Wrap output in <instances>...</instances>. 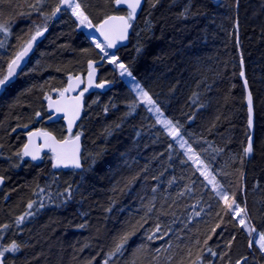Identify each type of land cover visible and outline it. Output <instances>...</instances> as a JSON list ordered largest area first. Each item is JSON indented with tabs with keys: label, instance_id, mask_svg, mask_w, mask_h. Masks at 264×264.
I'll return each instance as SVG.
<instances>
[{
	"label": "trees",
	"instance_id": "16d2710c",
	"mask_svg": "<svg viewBox=\"0 0 264 264\" xmlns=\"http://www.w3.org/2000/svg\"><path fill=\"white\" fill-rule=\"evenodd\" d=\"M81 2L95 26L126 14L115 0ZM58 6V0L0 4V22L9 29L0 32V79L36 31L49 28L0 96L2 249L20 246L5 254V264H191L197 255L202 264H264L255 244L256 234L264 235V0H146L129 45L116 55L180 136H169L105 64L98 81L110 85L86 97L76 127L81 172H54L50 154L39 164L22 156L31 129L67 137L62 122L49 123L46 97L101 59L73 17L54 20ZM243 69L256 113L250 159ZM188 146L203 164L189 159ZM219 193L247 209L256 229L252 247L253 231ZM126 233L121 253L109 259Z\"/></svg>",
	"mask_w": 264,
	"mask_h": 264
},
{
	"label": "snow or ice",
	"instance_id": "6c2138e0",
	"mask_svg": "<svg viewBox=\"0 0 264 264\" xmlns=\"http://www.w3.org/2000/svg\"><path fill=\"white\" fill-rule=\"evenodd\" d=\"M5 2H9V0H0V4H3ZM116 4L119 5L121 3H127V7L131 9V11L128 13L127 17L125 16H109L107 17L103 23H101L99 26L96 27V30L101 33V35L104 37V40L107 42V47L112 48L115 46V43L117 40H124L127 38V32L128 29L131 27L130 21L134 17L137 8L141 4V0H115ZM158 2V0H156ZM62 5H67L68 7L72 8L73 15L77 17V19L80 21L81 24L86 25L87 27L91 28L92 23L91 20L87 15L84 14L83 11H81V7L79 3L73 4L71 0H61ZM155 6V4H153ZM34 7V6H32ZM60 11V7H57L55 11H53L52 15L55 16L57 12ZM115 22V23H114ZM46 30V29H45ZM9 29L5 22H0V32L8 33ZM43 32L39 29L36 31V34L31 37V39L27 42V46L23 48L14 59L11 60L9 64V71L8 75L5 76L3 79H0V86L5 85V83L8 81L9 77L13 75L15 68L18 66V62L22 59V57L28 52L29 49L32 47V42L36 40L37 36L42 35ZM93 42L96 43L95 39L93 38ZM0 47H3V42L0 41ZM96 47L101 50V52H104L105 56H109V54L105 51L104 47L100 43H96ZM109 62L116 64V67L121 69V75L127 74L128 77H132V72L129 70V68L124 63H117L116 58L114 56H109ZM89 68L92 69V64H89ZM94 69L92 72L89 73V86H91V77L94 73ZM241 75L243 76V72H241ZM73 78L70 76L69 80L71 81ZM79 80V77L76 78ZM134 79V77H133ZM246 83V81H245ZM78 87L77 84L70 83L68 87L64 88L62 91H60V100L52 101L51 97H46V99H49L50 101V109H54L55 112H63L65 114V117L68 119V132H72V128L74 125V122L76 119L80 116V111L82 108L81 103V97L83 96L84 92L87 91V88H85L83 91L79 93V95L71 98L65 97V93L74 91ZM96 87H104L103 84H98ZM136 91L141 97V101L146 103L148 106V111L153 112L157 115V122L162 124L164 129L167 131L168 135L173 137L174 139L180 136V131L176 124H173L171 120L167 119H160V115H162L161 110L158 106H156V102L152 99V97L148 94V92L144 91L143 88H141L138 84L135 86ZM248 104H249V126L251 127L252 120H251V104H252V98L251 95L248 97ZM135 108V105L132 106ZM39 115V113H37ZM51 118V117H50ZM82 133L77 132L74 137L64 139L57 141L54 136H51L48 132H38V133H29L30 137V143L31 138L33 136H43L45 138V145L51 150L53 153V157L55 160V163L53 164V167H59L63 165L64 167H67L69 164L74 166L75 168H80V159H79V152H80V138ZM183 146V143H182ZM252 146L249 142L248 147L245 148V153H251ZM187 152L191 153L189 156V159L196 158L197 161H199V157L196 156V153L193 151L191 146H188ZM20 155V153H18ZM22 156L27 157L30 156L32 160H37L40 158L39 156V150H30L29 144H25ZM200 164H203V161H199ZM202 175L205 174V172H201ZM3 182V177H0V183ZM210 183H213L215 185V181L210 180ZM68 193V198H71V187L69 189L65 190ZM221 195V198L225 201V206L230 212H234L236 216H240L245 209L241 208L239 204H236L234 201L232 203H229V197L227 194L219 193ZM29 208L32 207V204L30 203L28 205ZM110 210V209H109ZM24 217L21 216L18 218V223L23 221ZM239 223L241 226H245V220L241 218L239 220ZM7 227V226H5ZM219 227V224L217 225ZM156 231H159V226H157ZM215 231V229H213ZM249 231H254V229L249 228ZM131 233H126L124 236L121 237L120 242L116 245L114 251L112 253H109V259H111L112 256H114L117 253H121V250L124 247V244L127 243V240ZM155 233H153V236ZM153 236H149L148 239H152ZM208 239H211V237H208ZM260 249L262 252H264V235L260 236ZM199 243V241H197ZM205 245L207 244V240H205ZM20 250V246L13 242L9 247L3 248L0 250V264H5V254L6 253H15ZM208 252L211 253L212 256H216L217 253L212 251L211 248L208 249ZM188 255L191 256V250L189 249ZM201 262L202 264V257L200 255L196 256V259L191 262V264H197V262ZM104 264H108V261L105 260ZM134 264V262H133ZM180 264H183L181 261ZM239 264V262H238Z\"/></svg>",
	"mask_w": 264,
	"mask_h": 264
},
{
	"label": "water",
	"instance_id": "95a60500",
	"mask_svg": "<svg viewBox=\"0 0 264 264\" xmlns=\"http://www.w3.org/2000/svg\"><path fill=\"white\" fill-rule=\"evenodd\" d=\"M74 1L75 0H71V2H74ZM211 1L218 2L219 0H211ZM145 2H146V0H141L140 6L137 8L134 17L131 19V21H130L131 27L128 29L127 38L124 39V40H117L116 43H115V46L112 47V48H109L112 52L117 53L119 50H121V49H123V48H125V47H127L129 45L130 39H131V36H132V25L139 18L140 14L142 13L144 5H145ZM116 6H117L118 9L125 10L126 14H112V15H109V16H125V17H127L128 13L131 11V9H129L127 7V3L126 2L125 3H121L119 5L116 4ZM59 7H60V11L56 13V15L54 16V20H57L61 16V14L64 13L68 9V6L67 5H62V3H60ZM109 16H107V17H109ZM106 18H104L101 22H99L96 25V27L99 26L101 23H103V21ZM41 31L43 32V34L40 35V36H37L36 40L32 42L31 49H29L28 52L18 62V66L15 68V71H14L13 75L9 77V79L5 83V85L0 86V96L3 93V91L6 89V87L8 85H10L12 82H14L17 79V77L24 71L25 67L27 66V64L30 61L31 56L33 55V53L37 49V47L40 44V42L45 38L46 34L48 33L49 28H46V30L43 29ZM96 34L107 44V42L104 40V37L101 35V33L99 31L96 30ZM105 61H106V59L102 57L99 61L95 62L93 64V66H92V69H89L85 74L75 75V76L72 77L73 79L71 81L68 79V81H67V83H66V85L64 87V88L68 87V85L70 83L78 85V87H76V89L74 91L65 93V97H67V98L75 97V96L79 95V93L81 91H83L85 88H87V91H85L83 96L81 97L82 108H81V111H80V116H79L78 119L75 120L71 133L68 132V119L65 117V114L63 112L57 113V112H55L54 109H50V107H49L50 101H49V99H46V102H45L46 103V112L49 115V117H51L50 118V123H52V124L58 123V122H62L63 123V125L65 127V130H66V134H67V137L64 138V139H68V138L74 137L76 135V127H77L79 121L82 119V117L84 115L86 97L88 95H90V94H93L96 91L106 89L110 85L108 82H99L98 81L100 70L105 65ZM93 69L95 71H94V73H93V75L91 77V81H92L91 86H89V73L92 72ZM8 71H9V67L7 69L6 76L8 75ZM242 72H243V76L241 75V80H242V82L244 84V88H245L246 106H247V109H248V121H249V116H250V114H249V104H248L249 95H251V98H252V104H251V108H252V112H251L252 124H251V127L249 126V131H250L249 142L251 143V146H252V149H253V145H254V142H255V119H256L255 104H254V98H253L249 83H248V81L246 80V77H245L244 69L242 70ZM77 77H79V80L76 79ZM245 81H246V83H245ZM98 84H103L104 87H102V88L101 87H96V85H98ZM51 100L52 101L60 100V94L51 97ZM38 132H48V133L51 134V136H54L57 141L64 140V139H59L50 130H45V129H41V128H36V129L29 130L27 132V134H26V143L25 144H29L30 150H37L38 149L40 158L34 161V160L31 159L30 156H27V157L23 156V157H24L25 161H29V162L34 163V164H39L43 160V157H44L45 154H51L53 156V153L51 152V150L45 145V138L43 136H33L31 138L32 142L30 143L29 133H38ZM251 153H252V151H251ZM251 153H247V158L248 159L251 158ZM82 154H83V143H82V136H81V138H80V152H79V159H80L81 167L80 168H75L74 166L69 164L67 167H64L63 165H61L59 167H53L54 170L55 171H76V172H81L83 170ZM54 163H55V160L53 159V164ZM245 212H246V215L249 217L247 209H245ZM253 229H254V231L252 233L253 235H252L251 240H250V247H252V245H253V238H254V234L256 233V229L255 228H253ZM0 250H2V237H1V234H0Z\"/></svg>",
	"mask_w": 264,
	"mask_h": 264
},
{
	"label": "rangeland",
	"instance_id": "374dc122",
	"mask_svg": "<svg viewBox=\"0 0 264 264\" xmlns=\"http://www.w3.org/2000/svg\"><path fill=\"white\" fill-rule=\"evenodd\" d=\"M58 3H59V5H60V3H61V0H58ZM73 4H75V3H79L80 4V7H81V11H83L84 12V14L85 15H87L86 14V12H85V10H84V6L82 5V2H81V0H75L74 2H72ZM59 7V6H58ZM66 13V15H69V16H71V17H73L76 21H77V24H78V28L81 30V31H83L84 33H86L89 37H90V40L92 41V43H93V45L96 47V43H100L101 45H102V47H104V49H105V51L109 54V56H114L115 58H116V62L117 63H122L121 61H120V59L118 58V56L116 55L117 53H114V52H112L108 47H107V44L96 34V26L94 25V23L92 22V20H91V23H92V27L91 28H89V27H87L86 25H84V24H81L80 23V21L77 19V17L75 16V15H73V12H72V8H70V7H68V9L64 12V14ZM89 17V16H88ZM93 38L95 39V41H96V43H94L93 42ZM97 48V47H96ZM97 50L99 51V53H100V56H101V58L103 57V58H105L106 59V61H105V64H106V67L105 68H107V69H110V70H113V71H115L116 73H117V75H118V77L120 78V79H122L126 84H127V86L134 92V94L137 96V98L141 101V97H140V95L138 94V92L136 91V85H137V83H136V81H135V79H133V76L132 77H128L127 76V74H125V75H121V69H119L118 67H116V64H114V63H110L109 62V56H105L104 55V52H101V50L99 49V48H97ZM67 83V82H66ZM66 85V84H65ZM65 87V86H64ZM54 92L52 93V94H56V92L57 93H59L60 91H61V89H57L56 91L55 90H53ZM52 94H50V95H48V97H50ZM46 101V100H45ZM142 102V101H141ZM143 104H145V106L148 108V106L146 105V103H144L143 102ZM157 106V105H156ZM45 109H46V106H45ZM152 114H153V116L157 119V115L158 114H154L153 112H151ZM160 119H166L163 115H160ZM49 120H50V117H49ZM58 123H60V122H58ZM63 124V123H62ZM162 125V124H161ZM163 126V125H162ZM53 157V156H52ZM53 159H54V157H53ZM52 159V160H53ZM24 160V159H23ZM25 161V160H24ZM52 169H53V171L54 172H60V171H55L54 170V168H53V161H52ZM45 190L44 191H48V189L47 188H44ZM44 193V192H43ZM47 193V192H46ZM38 194H40V193H38ZM220 195V194H219ZM221 196V195H220ZM37 200L39 201L40 200V202H39V204L40 205H42V204H44V202H45V199H43L40 195L37 197ZM34 202H37V201H35L34 200ZM241 207V206H240ZM31 208H28L27 210H24L23 212H24V215L26 216V215H28V214H30V213H28L29 212V210H30ZM233 214H234V212H233ZM234 216L236 217V219L238 220V222H239V220L241 219V218H243L244 220H245V228L249 231V228H251L250 227V224H249V221H248V219H247V217H246V215H245V213L243 212L240 216H236L235 214H234ZM260 234H256V238H255V244L257 245V247H258V249L261 251V249H260V247H259V245H260V243H261V241H260ZM262 252V251H261ZM263 254H264V252H262Z\"/></svg>",
	"mask_w": 264,
	"mask_h": 264
},
{
	"label": "bare ground",
	"instance_id": "6f19581e",
	"mask_svg": "<svg viewBox=\"0 0 264 264\" xmlns=\"http://www.w3.org/2000/svg\"><path fill=\"white\" fill-rule=\"evenodd\" d=\"M26 45H27V44H26ZM26 45H25V46H26ZM25 46H24V47H25ZM24 47H23V48H24ZM23 48H22V49H23ZM47 115H48V114H47ZM48 121H49V123H50L49 115H48ZM51 124H52V123H51ZM25 143H26V142H25ZM24 145H25V144H24ZM23 148H24V146L22 147V152H23ZM23 159H24V157H23Z\"/></svg>",
	"mask_w": 264,
	"mask_h": 264
},
{
	"label": "flooded vegetation",
	"instance_id": "af4514ba",
	"mask_svg": "<svg viewBox=\"0 0 264 264\" xmlns=\"http://www.w3.org/2000/svg\"><path fill=\"white\" fill-rule=\"evenodd\" d=\"M0 234H1V232H0ZM2 236V235H1Z\"/></svg>",
	"mask_w": 264,
	"mask_h": 264
}]
</instances>
